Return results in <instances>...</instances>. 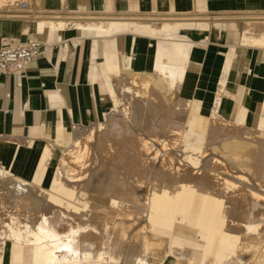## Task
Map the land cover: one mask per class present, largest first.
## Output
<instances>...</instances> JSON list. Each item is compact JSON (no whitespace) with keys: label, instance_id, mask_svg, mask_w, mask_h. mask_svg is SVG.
<instances>
[{"label":"bare ground","instance_id":"obj_1","mask_svg":"<svg viewBox=\"0 0 264 264\" xmlns=\"http://www.w3.org/2000/svg\"><path fill=\"white\" fill-rule=\"evenodd\" d=\"M51 10L50 0H0V25L14 37L28 22L52 35L160 34L155 68L138 72L135 55L111 53L103 119L47 127L29 178L0 158V264L8 254L11 264H264V103L250 124L244 110L221 112L222 84L213 111L185 95L193 42L176 34L221 38L242 20L243 43L264 47V16Z\"/></svg>","mask_w":264,"mask_h":264},{"label":"crops","instance_id":"obj_2","mask_svg":"<svg viewBox=\"0 0 264 264\" xmlns=\"http://www.w3.org/2000/svg\"><path fill=\"white\" fill-rule=\"evenodd\" d=\"M66 1L50 0L53 4L51 13L82 12L87 5L90 12H100L103 17L114 18L139 13L153 16L190 15L195 11L194 15L200 13L213 17L264 16V0ZM65 4L74 10H61ZM237 23L240 22L230 21L227 35L221 38L214 37L208 28L206 35L185 34L183 31L176 33L178 37L193 42L182 91L192 98L198 92L205 91V96L214 105L210 109L213 111L219 100L215 89L222 84L226 94L221 112L232 118L244 110L246 121L251 124L260 115L264 103V47L243 43ZM25 25H29V31L25 32ZM37 31L31 23H24L16 37L21 41H42L43 55L32 62L20 78L12 74L0 75V158L16 175L26 178L31 177L38 161L39 144L45 141L47 127L65 122L87 128L103 119L111 109L112 100L102 90V83L108 76L105 70L107 56L111 53L133 54L134 69L149 72L155 68L161 37L160 34L119 30L107 34H88V29L78 27L59 30L57 35L50 34V30ZM10 35L0 25V42L2 37ZM92 51L96 52V57L102 55L95 58ZM241 87L244 89L241 90ZM31 140L37 142L36 146L27 144ZM4 260L2 264H11L9 254Z\"/></svg>","mask_w":264,"mask_h":264},{"label":"built area","instance_id":"obj_3","mask_svg":"<svg viewBox=\"0 0 264 264\" xmlns=\"http://www.w3.org/2000/svg\"><path fill=\"white\" fill-rule=\"evenodd\" d=\"M21 8L23 11L29 10L28 3L23 2ZM43 47L44 43L36 39L21 41L14 36L2 37L0 42V75L12 74L20 78L27 67L43 55Z\"/></svg>","mask_w":264,"mask_h":264},{"label":"rangeland","instance_id":"obj_4","mask_svg":"<svg viewBox=\"0 0 264 264\" xmlns=\"http://www.w3.org/2000/svg\"><path fill=\"white\" fill-rule=\"evenodd\" d=\"M208 16V15H207ZM237 16H239V15H237ZM153 17H155V16H153ZM156 17H162V16H156ZM209 17H211V16H209ZM242 20H238V22H241ZM205 91H200V92H198V95H200V96H202V98L204 99V103H205V108H207L208 110H210L214 105H213V103L212 102H210L208 99H207V97L205 96ZM206 97V98H205ZM111 110V109H110ZM109 110V111H110ZM212 156V154L211 153H208V157H206V159L205 160H207L209 157H211ZM7 259V258H6Z\"/></svg>","mask_w":264,"mask_h":264}]
</instances>
